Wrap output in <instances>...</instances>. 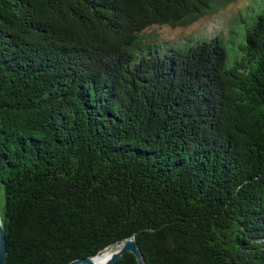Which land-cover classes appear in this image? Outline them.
Masks as SVG:
<instances>
[{"label":"trees","instance_id":"1","mask_svg":"<svg viewBox=\"0 0 264 264\" xmlns=\"http://www.w3.org/2000/svg\"><path fill=\"white\" fill-rule=\"evenodd\" d=\"M230 1L0 0L5 264H264V0Z\"/></svg>","mask_w":264,"mask_h":264},{"label":"water","instance_id":"2","mask_svg":"<svg viewBox=\"0 0 264 264\" xmlns=\"http://www.w3.org/2000/svg\"><path fill=\"white\" fill-rule=\"evenodd\" d=\"M1 198V197H0ZM132 253L137 264H145L141 251L138 248L135 237L131 236L124 240H119L113 244L104 247L93 255L77 258L66 264H115L125 253ZM7 256L5 230L3 228L0 216V264H5Z\"/></svg>","mask_w":264,"mask_h":264},{"label":"rangeland","instance_id":"3","mask_svg":"<svg viewBox=\"0 0 264 264\" xmlns=\"http://www.w3.org/2000/svg\"><path fill=\"white\" fill-rule=\"evenodd\" d=\"M251 2H254V0H249ZM261 1V0H260ZM245 2V0H231L229 5L224 8L223 12L221 14H223V18H226L228 15L232 14L234 12L235 9H237L238 7H242L243 3ZM260 10V7L257 8V11ZM216 21V19L214 17H203L200 18L199 20L195 21L193 24L186 26V27H182V28H172L169 26H163L161 28H158L159 33L165 37L168 38H175V37H179L183 34L185 35H197V34H205L210 32L213 23ZM3 205V197L1 195L0 198V210L2 208Z\"/></svg>","mask_w":264,"mask_h":264}]
</instances>
